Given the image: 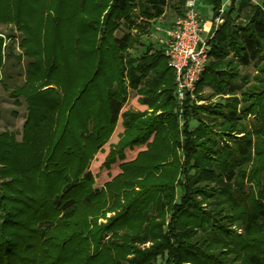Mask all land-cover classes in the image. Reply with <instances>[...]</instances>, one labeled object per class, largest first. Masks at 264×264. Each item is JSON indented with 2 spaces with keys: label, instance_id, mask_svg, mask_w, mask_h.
<instances>
[{
  "label": "trees",
  "instance_id": "trees-1",
  "mask_svg": "<svg viewBox=\"0 0 264 264\" xmlns=\"http://www.w3.org/2000/svg\"><path fill=\"white\" fill-rule=\"evenodd\" d=\"M167 4L0 0L1 32L11 39L4 55L0 36V86L26 104L21 141L0 131V164L27 166L23 149L41 164L31 192L0 181V264H153L159 256L166 264H264V3L252 5L245 25L230 10L216 29L196 93L209 85L229 96L200 105L188 96L182 125L163 50L130 53ZM121 21L136 33L115 36ZM20 26L33 29L44 63L15 84ZM238 64L258 68L254 82L238 81ZM140 85L152 111L124 110L129 88ZM120 118L124 130L103 165L124 160L126 148L147 149L97 188L91 162Z\"/></svg>",
  "mask_w": 264,
  "mask_h": 264
},
{
  "label": "rangeland",
  "instance_id": "rangeland-1",
  "mask_svg": "<svg viewBox=\"0 0 264 264\" xmlns=\"http://www.w3.org/2000/svg\"><path fill=\"white\" fill-rule=\"evenodd\" d=\"M182 0H168V4L165 8V12L163 15L159 16L151 20L148 23V29L142 36V40L145 43L144 45L136 44L134 47L130 49V53L134 56H139L145 52L148 46H151L154 50H163L166 46L167 34L166 29L173 25L178 18V16H182L186 3L188 0H184L182 4ZM200 0H197L198 6L201 14L203 16H207L208 18H212L213 10L215 7L214 0H204L202 4H199ZM220 3L225 2L226 0H217ZM201 3V1H200ZM264 0H231V3L226 4V8L228 12L232 10V18H234L233 23L237 25H245L247 23V15L252 11V5H260L262 6ZM241 4L243 6L241 7ZM246 4V5H245ZM201 5V7H200ZM4 31V26H0V36L3 38L2 43V52L5 55L7 52L8 44L11 42V39L8 38L6 33H2ZM14 32L16 33L15 38V49L13 54H21L22 61L18 64L15 63V66L11 68L12 74V82L15 84H19L24 82L25 80H29L32 72L39 68L43 63V59L40 55V46L33 42L34 31L33 29L26 28L25 26L15 27ZM125 33L135 34L136 30L131 28L128 23L121 21L120 27L114 32L115 36H123ZM211 59V57H210ZM209 59V60H210ZM9 62L13 63L15 61L14 57H10L7 59ZM237 70L240 76L238 81H241L243 76H248L249 85L251 82H254V76L259 73L257 67L253 64L249 66H245L242 64L237 65ZM143 86L140 85L137 89L129 88L127 100L124 104V110H139V111H152L148 107L147 104L142 103L141 97ZM197 91V89H196ZM197 94H200L202 97H198ZM237 96L241 99V91H237ZM229 94H219L209 85L204 86L199 93H194L193 96L190 97V104L200 105V104H208V103H216V102H224L225 97H228ZM177 107L175 111L178 114L180 119V124L184 123L183 119V110L185 105V100L183 102L176 99ZM241 107V103L238 105ZM26 114V104L24 101L20 100L19 103L12 99L7 92L0 86V131L9 130L13 132L15 138L18 141H21V130L22 125L25 120ZM198 121L193 117L190 120L191 128L197 126ZM55 122L51 120L44 128L43 134L45 132H50L54 129ZM124 130V126L122 124V119L120 118L117 122L114 131L109 139V141L100 149L95 158L91 162L90 169L94 175H96V182L93 186L97 188H102L104 184L111 180L115 175L121 172L120 164L123 161H130L137 157L140 151L146 150V144L136 145L132 148H126L125 154L126 157L124 160H118L115 164L111 166V168H107L103 165V161L110 149V147L118 142L122 132ZM24 155L26 157L27 166L24 167H16L12 165H1L0 170H5L7 174L2 177L0 175V181L8 180L13 185L18 188L25 189L28 192H31L37 184L38 173L41 169V164L26 150L23 149ZM252 191L250 187H248V192ZM181 195V188L178 187V199ZM237 232H242V228L239 227ZM192 261V260H191ZM153 264H166V257L159 256L157 260ZM189 264H195L194 260ZM198 264H207L203 261H199Z\"/></svg>",
  "mask_w": 264,
  "mask_h": 264
},
{
  "label": "built area",
  "instance_id": "built-area-1",
  "mask_svg": "<svg viewBox=\"0 0 264 264\" xmlns=\"http://www.w3.org/2000/svg\"><path fill=\"white\" fill-rule=\"evenodd\" d=\"M227 3L231 0L221 2L214 8L212 18L207 20L197 0H188L183 15L166 29L167 43L163 53L174 71V94L181 102L196 92L210 59V40L227 19Z\"/></svg>",
  "mask_w": 264,
  "mask_h": 264
},
{
  "label": "crops",
  "instance_id": "crops-1",
  "mask_svg": "<svg viewBox=\"0 0 264 264\" xmlns=\"http://www.w3.org/2000/svg\"><path fill=\"white\" fill-rule=\"evenodd\" d=\"M200 1H201V3H200ZM199 1V4H202V2L204 1V0H200ZM200 7H201V5H200ZM179 17V16H178ZM206 18H207V20H208V17L206 16Z\"/></svg>",
  "mask_w": 264,
  "mask_h": 264
}]
</instances>
